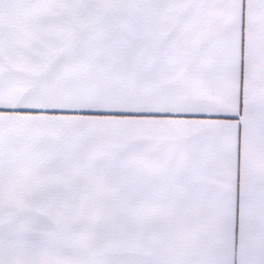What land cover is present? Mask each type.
<instances>
[{
	"label": "snow or ice",
	"instance_id": "snow-or-ice-1",
	"mask_svg": "<svg viewBox=\"0 0 264 264\" xmlns=\"http://www.w3.org/2000/svg\"><path fill=\"white\" fill-rule=\"evenodd\" d=\"M0 264H264V0H0Z\"/></svg>",
	"mask_w": 264,
	"mask_h": 264
}]
</instances>
